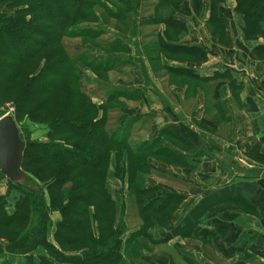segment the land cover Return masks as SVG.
Returning <instances> with one entry per match:
<instances>
[{
	"label": "trees",
	"instance_id": "trees-1",
	"mask_svg": "<svg viewBox=\"0 0 264 264\" xmlns=\"http://www.w3.org/2000/svg\"><path fill=\"white\" fill-rule=\"evenodd\" d=\"M1 1L13 9V14L7 16L0 10V116L7 93L15 90L12 103L16 108L13 116L16 122L21 113L34 105L28 115L48 126L47 138L51 142L25 140L22 169L27 176L24 183L11 182L0 173V179L7 183V195L12 189L20 191L11 213L1 200L3 196L0 198V254L24 257L25 264H124L120 252L124 228L121 229V221L111 217L104 207L108 202L100 200L98 195L107 194L104 182L110 163L114 162L117 176L127 181L129 191L134 193L130 199H134L141 232L165 227L169 215L184 196L145 184L151 170L148 155L139 157L129 150L126 141L111 138L106 131V113L102 107L86 100L76 80L68 76L66 68L62 69L65 62L59 46L62 48L63 34L84 18L87 3L94 0ZM227 1L208 0V28L218 22V27L221 26L223 20L219 14ZM231 1L235 3L234 12L242 16L243 38L262 39V43L254 46L253 53L264 60V0ZM191 4L196 13L203 9L202 0H191ZM177 28L184 30L181 25ZM215 30L209 28L215 39L225 36L224 25L222 37ZM161 45L171 53L186 52L190 60L197 62L205 61L209 53L204 45L185 46L164 41ZM42 60L45 63L40 67ZM167 68L170 72L193 75L190 69ZM219 75L228 80L231 90L241 85L226 71ZM167 157L175 158L172 152ZM254 159L264 164V154ZM139 174L145 175L140 185L136 182ZM33 180L42 183L44 188L27 187ZM245 190L244 184L240 190L203 200L190 212L187 226L226 196L227 200L242 204V211H251V205L241 197ZM90 193L93 195L89 197ZM246 193L250 192L246 190ZM109 200L112 201L110 196ZM55 211L61 216L53 232L57 246L47 237L50 215ZM38 248H43L46 255L34 258L32 253Z\"/></svg>",
	"mask_w": 264,
	"mask_h": 264
},
{
	"label": "crops",
	"instance_id": "crops-1",
	"mask_svg": "<svg viewBox=\"0 0 264 264\" xmlns=\"http://www.w3.org/2000/svg\"><path fill=\"white\" fill-rule=\"evenodd\" d=\"M187 2L191 8L185 10L190 11L188 15H192V21L205 17L200 28L204 31V36L200 39L196 38L197 34L191 32L188 21L183 18V9L171 11L164 21L154 23L144 20L141 30H137V37L132 29H129L127 35L128 39L141 43L142 35L151 31L155 25L164 33L167 26L175 30L181 20L187 30L183 31L184 34L176 44L204 45L209 47L212 53H208L205 61L197 62L189 68L178 66L190 69L193 75H183L193 79L194 86L207 85L210 87L209 91L198 89L199 86L196 91L186 88L168 90L174 100L163 91L156 78L151 76L149 58L143 57L142 61L136 63L140 69L143 66L147 77L160 88L157 93L149 91V80H143L136 72L128 86L132 90H140L141 103L134 101L137 106L123 104L122 109L125 114L152 115V120L146 122L151 129V133L147 132L145 137L148 144L145 153L148 155L151 170L147 174L145 184L182 194L184 199L169 215L165 227L150 228L145 233L137 227L134 233L138 235V239L132 236V230L129 229L125 250L129 244V248L134 251L132 256L146 264H179L175 260L176 254L186 264H204L199 260L202 256L208 257L206 248H210L217 257L229 264H248L249 261L255 262L253 264H264V168L254 159V156L264 154V60L258 59L253 53L254 46L262 43V39L243 38L242 16L234 12L235 3L228 0L232 8H224L219 14L225 30V36L219 43V40L211 35L206 24L209 11L203 8L196 13L191 1ZM204 12L207 13L206 16ZM181 27L185 28L183 25ZM155 37L159 38L158 35ZM192 39L201 42L195 44L191 42ZM174 62L165 64L172 67L176 64ZM241 66H244V69H241ZM216 71H226L241 85L235 91L231 90L226 78L214 77ZM208 93L219 120L206 119L202 115L203 100ZM182 102L193 103L189 108L191 116L181 109ZM142 130L145 131L143 128ZM224 131L225 133L221 134ZM170 152L175 158L167 157ZM256 166L259 168H251ZM252 169L257 172H252ZM177 181L186 184V187H181ZM244 184L250 193L245 190L244 193L241 192V197L251 205V211H242V204L227 200L226 196L199 220L195 219L192 225L187 226L190 212L200 202L211 199L214 193H217V196H214L217 198L233 192L234 189L240 190ZM6 187L5 179L0 180V194L6 191ZM14 193L12 191L10 194ZM13 204L14 202L6 206L9 213L13 210ZM57 219V212H52V223L47 237L53 244H56L53 232ZM160 246L173 248V255L164 252ZM150 247L157 248V253L150 251ZM127 251L128 249L122 252L125 259ZM32 255L38 258L40 255H46V252L43 248H38ZM125 259L124 264H130ZM0 264H25V261L4 252L0 254Z\"/></svg>",
	"mask_w": 264,
	"mask_h": 264
},
{
	"label": "rangeland",
	"instance_id": "rangeland-1",
	"mask_svg": "<svg viewBox=\"0 0 264 264\" xmlns=\"http://www.w3.org/2000/svg\"><path fill=\"white\" fill-rule=\"evenodd\" d=\"M187 1L189 0H94L88 2L84 18L65 30L61 40L62 48L59 46V53L62 55L63 62H65L62 69L66 68L68 76L76 80L79 87L78 90L86 96V100L88 99L90 103L92 102L93 104L102 107L103 112L106 113L105 127L106 131L108 130V134L111 135V138L118 139L119 141H126L130 148L129 150H133V152L139 157L146 154L145 151L147 150L146 147L148 144L145 137L147 132L151 133V129H149L146 122L152 120V115L151 113L125 114V112L122 111L123 104H127L126 106H137L136 103H141L140 90H132V88L128 86V83L133 80V76L137 72L143 80H149V91L157 93L160 92V88H157L151 82L150 77H147L143 66H141L142 69H140L136 63L142 61L143 57L149 58L148 67L151 76L156 78L160 87L163 88V91L171 98L172 96L168 90L186 88L188 90L195 89L196 91L198 86V89H203L204 91H209L210 89L207 85L194 86L195 83L193 79L188 76L185 77L183 74L170 72L167 68L168 66L165 64L175 61L176 64H174V66H184L187 68L197 64V61L190 60L186 55V52L171 53L170 51L163 49L161 45V42L163 41L169 43L178 42L179 38L184 34L183 31L187 30L183 21H178L179 25L185 27L184 30L181 31H179L178 28L175 30L169 29V26H167L166 31L163 33L157 29L158 25H155L151 31L142 35L141 43L138 40L134 42L127 38L129 29H132L133 31L135 30V37H137V30H139V28L141 30L142 22H144V20H151L154 23L157 21H164L166 18L165 16L171 11L183 9L181 13L183 18L185 21H188L191 32L195 35L197 34L196 38L200 39L204 36V31L200 28L203 26L202 23H204L205 17L192 21V15L191 17L188 15L190 11L188 12L185 10L188 7L191 8ZM202 1V8H206L207 10L208 0ZM230 3L231 2L227 1L222 5L221 11L224 10V8H232ZM0 10H2L7 16L13 14V9H10L8 5L4 4L1 0ZM205 12L204 14L206 16L207 13ZM150 14L152 15L147 18ZM207 21L208 19L206 20V24ZM219 23L220 22L216 23V25L212 23L209 28H216V33L222 37L224 22H221V26L218 27ZM133 26L134 28H132ZM194 26L196 28L193 29ZM181 29H183V27H181ZM162 33L165 34V36ZM157 35L159 37L158 39L155 37ZM191 42L200 44L201 40L197 41L192 39ZM218 42L221 43L222 40L220 39ZM203 44H205V42ZM207 48L209 53H212V50L209 47ZM210 56L213 57L214 54ZM44 63L45 61L42 60L39 66L42 67ZM241 69H244V66H241ZM211 72H213V70ZM219 73L220 72L216 71L214 77H220ZM14 97H16L15 90L7 93L8 99L5 100L4 105L1 107L2 114L6 112H9L13 116L16 114L15 104L12 103ZM174 98L176 99L175 96ZM134 101H136V103H134ZM192 104L193 103L188 102H182L181 104V109H183L188 116H191L189 108ZM33 107L35 106H29V109L21 113V116L17 118V125L23 135L24 142L25 140H29L39 143H50L51 141L48 142L47 138L49 130L48 126L43 122L33 120L28 115L30 113V108ZM197 108L198 107H196V109ZM215 114L216 111L213 108V100L208 93L203 100L202 115H204L206 119L219 120L218 115ZM142 128L145 129L144 132ZM223 133H225V131L221 134ZM54 143L59 144L58 141ZM141 162L142 161L137 162V165ZM256 163L264 168V164L257 161ZM251 168L259 167L256 166ZM252 170L254 173L257 172L255 169ZM144 178L145 175L139 174L137 176V184H142ZM178 179L179 178H177V180ZM177 183L180 184L181 187H186V184L184 185V183L178 181ZM104 184L107 194L105 193L104 196L103 194H98L99 198L104 202H108L107 204H104V207L111 217H116L118 221H121V229L123 230L124 228L121 237L122 242L120 244V252H125L127 249L128 251L126 254L127 259H125V256L123 258L122 254V262H124L125 259V261H128L130 264H146L145 262L142 263L140 259H136L132 256V253L134 255V251L131 247L129 248V244L125 250V241L127 239L128 230H132V236L137 238L138 235L134 233V229L140 227L141 221L138 216L134 199H130L134 197V193L133 191H129L127 181L123 183V180L117 176L113 161L108 167ZM26 186L33 189L38 187L44 188V185L38 183L36 180H33L32 183H28ZM88 189L89 187H87V190ZM7 190L8 189H6L3 194H0V198L3 196L4 199L1 200L8 204V207L11 203L15 202L20 191L19 189H12L9 191V195H7ZM12 191L15 193L10 194ZM88 195L90 197V195L93 194L90 193ZM109 196L112 201L109 200ZM213 196H217V193H214ZM57 215L58 219L55 221L56 223L61 220V216L58 212ZM54 245L57 246L56 244ZM150 248V251L157 253V248ZM159 248L171 255L174 253V250L171 247L160 246ZM40 250L43 252L42 249ZM205 252L208 257H199L200 262H203L204 264H229L226 260L217 257L210 248H206ZM16 258L20 261H23L24 259V257L21 256H16ZM175 260L179 264H186L177 254ZM250 263L253 264L255 262L249 261L248 264Z\"/></svg>",
	"mask_w": 264,
	"mask_h": 264
},
{
	"label": "water",
	"instance_id": "water-1",
	"mask_svg": "<svg viewBox=\"0 0 264 264\" xmlns=\"http://www.w3.org/2000/svg\"><path fill=\"white\" fill-rule=\"evenodd\" d=\"M24 139L13 115L0 116V173L9 181L22 184L26 173L22 169Z\"/></svg>",
	"mask_w": 264,
	"mask_h": 264
},
{
	"label": "built area",
	"instance_id": "built-area-1",
	"mask_svg": "<svg viewBox=\"0 0 264 264\" xmlns=\"http://www.w3.org/2000/svg\"><path fill=\"white\" fill-rule=\"evenodd\" d=\"M7 113H9V112H7Z\"/></svg>",
	"mask_w": 264,
	"mask_h": 264
}]
</instances>
